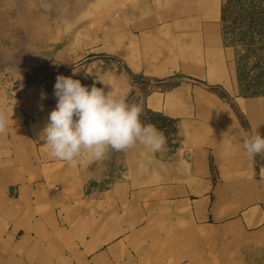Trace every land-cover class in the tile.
I'll list each match as a JSON object with an SVG mask.
<instances>
[{
	"label": "crops",
	"instance_id": "crops-1",
	"mask_svg": "<svg viewBox=\"0 0 264 264\" xmlns=\"http://www.w3.org/2000/svg\"><path fill=\"white\" fill-rule=\"evenodd\" d=\"M222 3H141L121 49L161 83L143 103L177 120L175 147L70 165L0 87V264H264V154L250 159L241 139L264 136V95L240 93ZM121 69L113 94L139 93Z\"/></svg>",
	"mask_w": 264,
	"mask_h": 264
},
{
	"label": "rangeland",
	"instance_id": "rangeland-1",
	"mask_svg": "<svg viewBox=\"0 0 264 264\" xmlns=\"http://www.w3.org/2000/svg\"><path fill=\"white\" fill-rule=\"evenodd\" d=\"M151 1L0 0V87L15 92L21 110L42 130L56 106L58 75L73 76L75 69L73 78L82 84L89 86L98 77L110 80L112 89L117 85L118 70L122 68L126 75L121 49L140 31L141 3ZM153 1L163 8L179 0ZM222 2L224 35L240 93L264 95V0ZM83 73L92 74V81L82 78ZM128 76L140 87L139 93L132 91L127 96L128 103L140 105L141 119L155 125L168 146L175 147L181 134L177 120L152 116L143 103L147 93L161 83L141 75L138 80ZM105 90L110 91V86ZM118 169L115 164V172Z\"/></svg>",
	"mask_w": 264,
	"mask_h": 264
},
{
	"label": "clouds",
	"instance_id": "clouds-1",
	"mask_svg": "<svg viewBox=\"0 0 264 264\" xmlns=\"http://www.w3.org/2000/svg\"><path fill=\"white\" fill-rule=\"evenodd\" d=\"M76 73L73 69V76ZM73 76L56 77V106L39 134L52 158L74 165L83 152L91 160L99 161L109 149L125 151L137 143L153 153L163 148L166 143L163 133L141 119L142 107L129 104L127 93L113 94L110 80L95 77L89 88ZM97 82L103 87H97ZM108 86L111 90L106 92ZM41 98H45L43 93ZM4 127L5 123L0 120V131ZM241 139L250 159L264 154V136L258 131L251 137L242 135Z\"/></svg>",
	"mask_w": 264,
	"mask_h": 264
},
{
	"label": "trees",
	"instance_id": "trees-1",
	"mask_svg": "<svg viewBox=\"0 0 264 264\" xmlns=\"http://www.w3.org/2000/svg\"><path fill=\"white\" fill-rule=\"evenodd\" d=\"M223 12H224V7H223V3H222V20H223ZM114 59V58H113ZM125 69H126V72L130 75V76H132L134 79H136V80H138L139 79V76H137V75H135L127 66L125 67ZM81 77L82 78H85V79H89L90 81H92V77L90 76V75H88V74H85V73H83L82 75H81ZM94 83V82H93ZM93 83L91 82L90 84H89V88L93 85ZM176 83V81H174V82H172V83H170L169 85H173V84H175ZM96 86L97 87H99V84H97L96 83ZM148 112L152 115V116H163V115H161V114H159V113H155V112H152V111H150V110H148ZM164 117V116H163Z\"/></svg>",
	"mask_w": 264,
	"mask_h": 264
}]
</instances>
